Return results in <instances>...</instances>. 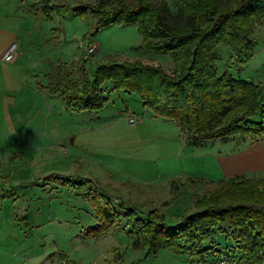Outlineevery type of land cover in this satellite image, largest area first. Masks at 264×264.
I'll use <instances>...</instances> for the list:
<instances>
[{
  "label": "rangeland",
  "instance_id": "374dc122",
  "mask_svg": "<svg viewBox=\"0 0 264 264\" xmlns=\"http://www.w3.org/2000/svg\"><path fill=\"white\" fill-rule=\"evenodd\" d=\"M48 1L68 10L47 13L38 0H0V28L16 36V48L20 45L23 53L13 63L4 61V67L18 68V74L29 77L27 85L32 87L35 79L44 84L59 62L79 60L89 45L95 47L86 60L90 73L109 59L172 73L171 56L134 50L142 40L136 26L113 25L85 40L95 20L74 17L71 8L97 0ZM164 1L175 11L174 0ZM251 39V57L242 67L230 61L228 46H219L218 75L264 80V22L255 25ZM104 89L108 101L97 112L72 113L53 97L58 105L50 116L51 129L41 125L35 135L27 114H22L21 126L13 125L18 116H5L7 122L0 126V264H62L60 256L67 264H200L196 255L167 249L147 256L146 250L133 249L125 232L86 237V230L97 224L90 194L98 186L125 200L150 203L172 227L196 212L194 202L207 181L225 178L221 157L235 149L264 147V141L235 137L229 143L191 147L184 131L155 118L135 94L113 90L111 82ZM132 118L135 124H130ZM216 240L225 244L219 236Z\"/></svg>",
  "mask_w": 264,
  "mask_h": 264
},
{
  "label": "trees",
  "instance_id": "16d2710c",
  "mask_svg": "<svg viewBox=\"0 0 264 264\" xmlns=\"http://www.w3.org/2000/svg\"><path fill=\"white\" fill-rule=\"evenodd\" d=\"M47 13L68 10L38 0ZM97 0L71 8L74 17L95 20L85 40L113 25L136 26L141 53L171 56L173 71L140 62L109 59L92 73L83 56L59 62L45 75L40 90L57 97L72 113L97 112L106 106L104 84L135 94L155 118L176 124L191 147L206 142L229 143L235 137L264 141V80L218 75L217 49H231L230 61L245 66L253 48L255 25L264 22V0ZM195 202V213L172 227L160 208L124 199L97 186L88 200L97 224L86 237L100 238L112 230L125 232L135 250L154 255L162 249L198 257L200 264H264V177L234 176L207 181ZM177 182L171 183L176 188ZM173 199V198H171ZM223 238L222 245L216 237ZM67 264L64 256L59 258Z\"/></svg>",
  "mask_w": 264,
  "mask_h": 264
},
{
  "label": "crops",
  "instance_id": "0c3cea01",
  "mask_svg": "<svg viewBox=\"0 0 264 264\" xmlns=\"http://www.w3.org/2000/svg\"><path fill=\"white\" fill-rule=\"evenodd\" d=\"M16 41L17 38L13 33L0 28V126L2 127L7 122L5 116L11 114L18 116V121L13 120V125L21 126L23 123L22 114H27L29 116L28 121L26 119L28 128L33 129L35 135L41 125L44 126V129H47L48 126L51 129L50 116L58 104L53 101V97L40 90V85H44L46 82L42 84L38 79H35L34 85L31 87L27 85L29 77L20 72L18 74V68L5 69L3 56ZM14 45L16 56L13 61H10L12 63L17 57L23 55L20 45L17 48L16 43ZM24 124L26 123L24 122ZM231 153V155H225L219 159L225 178L234 176L264 177V147L259 146L247 150L235 149ZM3 159L4 155L0 152V161Z\"/></svg>",
  "mask_w": 264,
  "mask_h": 264
},
{
  "label": "built area",
  "instance_id": "2783aa9c",
  "mask_svg": "<svg viewBox=\"0 0 264 264\" xmlns=\"http://www.w3.org/2000/svg\"><path fill=\"white\" fill-rule=\"evenodd\" d=\"M94 53H95V47L93 45L86 46L85 49H84V58L86 59V58H88L90 55H92ZM15 56H16L15 45L13 44L5 52V54L3 56V60L4 61H13ZM129 122H130V124H135L136 123V119L132 118ZM216 264H229V261H228L227 258H223L222 260H220Z\"/></svg>",
  "mask_w": 264,
  "mask_h": 264
}]
</instances>
